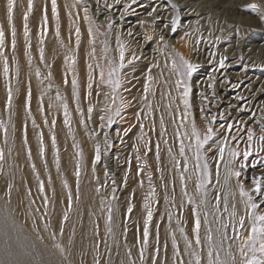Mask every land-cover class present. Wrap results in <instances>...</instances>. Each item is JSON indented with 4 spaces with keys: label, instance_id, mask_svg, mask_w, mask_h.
Here are the masks:
<instances>
[{
    "label": "rangeland",
    "instance_id": "rangeland-1",
    "mask_svg": "<svg viewBox=\"0 0 264 264\" xmlns=\"http://www.w3.org/2000/svg\"><path fill=\"white\" fill-rule=\"evenodd\" d=\"M115 1L121 3L115 4ZM221 1L224 0H75L76 4H81L82 9L88 8V15L92 21L90 26L93 31L94 47L96 52L102 54L91 64L94 77L92 94H88L89 80L87 84L78 87L76 92L79 93V100L74 95V89L72 92L68 90L69 86L66 82L62 85L53 79L51 83L56 91L61 92L64 103L69 108L71 122L68 123V128L71 130L72 138H75V142L83 143L84 148L86 144L92 148L90 149L89 164L85 159L77 160V164L82 177L86 174L89 165L90 175L97 186L98 195L103 196L108 201V208L112 209L111 264H114L115 260L113 253L118 251L126 254L129 264H132V261H135V264H151V258L155 255L158 247L154 210L158 208L162 200V202L174 205L172 207L177 211L180 199L169 184L170 172L167 166L168 163H174L173 156L182 162V158L179 156L181 136L177 135V131L180 134L185 131L190 132L191 125L185 121L187 127L178 128L184 105L175 83L181 77L172 66L175 53H181L185 59L197 66L191 77L186 78L191 86L188 96L191 105L189 112L190 116L195 119L197 127L203 133L213 116L216 117L213 127L217 132L221 125H224L225 128L228 124L234 125L231 130L232 134L239 135L242 139L236 142L229 140V143L233 147L238 145L242 150L247 147L246 128L254 129L256 136L252 142V155L245 162L247 166L243 169L241 176L247 174L245 183H248V189L253 187L251 183L253 176L251 177V175L259 174L260 170H264V163H258L255 168L252 167L253 161H264V153L259 152L260 124L264 123V0ZM249 4L258 5V10L253 12L251 9H245L244 6ZM153 9H155L154 12ZM138 10L143 11L142 17L126 15L128 12L132 13ZM190 13L192 14L190 15ZM188 14L189 16H187ZM84 15L85 12L81 18ZM176 17H178L176 31H172L171 21ZM109 20L115 22L111 29L107 26ZM128 21L131 22L126 26ZM164 25H168V27L166 28ZM129 32L132 34L129 35ZM149 36L151 40L147 39ZM161 36L164 37L163 41L160 39ZM117 38L120 43L125 45L124 67L118 73L122 86L117 90V104L120 99H123L127 106L120 116L113 115L111 125H108L105 120L102 127L100 116L106 115L104 109L106 106H111L112 97L110 87L99 83V66H104L105 71L107 70L105 57L119 64ZM105 46H107V52H105ZM228 51H232L237 56L255 53L253 58L255 55L257 56L254 58V60L257 58V64L249 67L244 61H238V57L227 61L224 52ZM175 58L178 61V57ZM221 62H223V66H221ZM149 75L152 77L149 82L151 90L147 94L148 101H145L143 87ZM229 81H231L230 84ZM63 88L66 90L64 91ZM247 91L250 93V99L254 97V102L240 99ZM258 92L261 93L259 97L256 96L259 94ZM105 93L108 94L107 99ZM148 102H151L152 105L150 113L147 108ZM90 106L93 107L91 118L87 111ZM161 117L164 122L163 130ZM64 120L63 107L57 112L53 121L56 124V122ZM241 121L243 123H240ZM141 124H143V129L140 127ZM236 126L241 129L239 133L236 131ZM128 128H131V131L125 135V129ZM57 132L52 123L50 135L51 137L55 135L56 138L54 149L69 154L64 143L59 142ZM142 133L143 140L140 139ZM114 134L118 135L119 146L114 148L116 149L117 172L111 174L105 162L103 164V160L100 159L95 163L94 161L96 145L100 146L102 157V151L106 149L107 143H109V148V145L115 141L111 138ZM219 139H221L220 136L213 138L214 141ZM184 140L187 144V138ZM43 142H45L44 139ZM146 144L148 147H145ZM157 144L159 145V159L156 156ZM209 144H213V141H209ZM169 148L172 149L171 155L168 151ZM213 148H215L214 144ZM189 155L191 156V152ZM227 158L229 157L226 150L225 161ZM239 159L242 160L243 157L241 156ZM225 161H220L218 184L215 175L217 161L209 160L213 175L211 184L207 188L206 199L208 204L217 211L215 196L217 194L221 196L219 211H217L218 227L221 223L229 225L227 239H224L222 244L225 250L224 259L232 264L231 257L228 256L229 245H231L235 264H241L243 259L239 253L241 238L234 239V237L237 236V232H243V239H246L250 228L243 230L237 227L234 232L231 227L233 220L229 215L231 205H229L228 211L224 210L223 197L228 193L222 176V165ZM186 174L189 176L188 173ZM234 181L237 184L236 177H234ZM121 183L126 187L124 197H118V191H116ZM188 187V196L192 197L196 189L195 182L189 180ZM3 189L4 186L0 183V201L6 206L5 201H9L10 193ZM153 189L155 197L151 200L153 218L149 223V245L144 251V260L142 261L140 258L142 245L141 242H135L132 231L143 234L146 217L144 199ZM237 191L238 188L235 191V200H230L231 204L236 203L239 216L245 214V206H241L242 203L237 204L236 197L240 198L239 191L238 193ZM259 199L261 198L256 197L258 204L261 203V200L258 201ZM129 204L133 205V211L130 214L127 212ZM248 211L253 210L248 209ZM259 211L264 213V206L260 207ZM218 242L220 241L218 240ZM129 250H131V256L128 255ZM158 259L160 264H164V258L161 255L158 256ZM66 264L75 263L69 260Z\"/></svg>",
    "mask_w": 264,
    "mask_h": 264
},
{
    "label": "bare ground",
    "instance_id": "bare-ground-1",
    "mask_svg": "<svg viewBox=\"0 0 264 264\" xmlns=\"http://www.w3.org/2000/svg\"><path fill=\"white\" fill-rule=\"evenodd\" d=\"M5 3L6 0H0V27L5 33L4 45L0 47V150L4 153L3 160H0V183L4 186L3 190L6 189L10 193V199L8 202L5 201L6 206L0 201V264H66L69 260L75 264H95L97 258L101 260V264H111L113 228L111 227V232L108 231V201L98 195L97 186L90 175L89 165L83 177L76 175L77 160L85 159L89 164L92 148L88 144L84 148L83 143L75 142L68 128L69 124H66L65 120L56 122L55 128L58 131L59 142L64 143L71 157L66 152L54 149L50 135L53 119L65 105L61 92L56 91L51 82L54 79L63 85L67 81L70 92L73 91L71 83L73 78L77 80L78 87L88 83V65L102 56L96 50L93 54L95 49L92 40L93 31L89 32V22L84 17L81 18L84 13L81 4H76L75 0H57L59 11V35H57V20L52 14L51 0H34V9L28 19L30 37L26 41L23 13L27 10V0H17L13 19L16 29L14 51L11 32L13 24H9L6 18ZM120 3L115 1V4ZM45 7L48 15L46 26L42 23ZM70 12L71 16H69ZM132 13L128 12L126 15L142 17L143 11L138 10ZM130 22L128 21L126 26ZM77 26L81 34L79 45L75 32ZM29 43L31 47L28 46ZM41 48L44 50L43 59ZM254 54L237 56L232 51L224 52L227 61L238 57V61H244L249 67L257 64V58L254 60L257 56L253 58ZM5 57L8 63L7 74L4 72ZM73 57L76 61L74 65ZM228 83L230 84L231 81ZM9 89L12 93L10 106L8 105ZM260 94L256 96L259 97ZM243 96L244 99H248V102H254V97L250 99L248 91ZM116 125L117 122L114 126ZM41 136L42 140H45L43 156L40 154ZM111 138L115 141L109 145V148L107 143L106 149L102 151L101 160L113 174L117 172L114 148H118L119 140L118 135L115 134ZM29 149H31V156H29ZM57 154L59 166L56 163ZM224 164L222 165L223 177L227 171ZM173 166L174 163L171 162L167 167L170 172L169 184L180 199L177 211L172 207L174 205L162 200L158 208L154 210L156 231L159 234L157 244L160 250L159 255L165 259V245H167L166 255L169 264H172L173 258V234L180 249L183 250L185 239L180 229L183 228L189 238H194L192 227L195 214H198L201 219L200 235L204 241L202 247L205 252L208 246L206 237L209 229L212 231L214 243L220 245L217 211L208 202L202 203L205 197L196 189L192 196L193 202H189L188 181L194 183L195 177L186 180L188 195H184L180 171L175 167L172 168ZM258 173L252 174L251 177L261 176L264 170ZM188 174L192 175L191 166ZM246 177L247 174L241 177V181L248 188V183H245ZM41 181L44 183L43 192L39 190ZM225 185L227 191L232 193H235L238 188H236L234 176ZM125 190L124 184H119L116 188L118 197H124ZM69 199H71V207H69ZM230 199H233L232 196H228L229 205H231ZM236 200L239 204L240 198L236 197ZM242 205L244 206L243 203ZM65 214L68 216L67 220H64ZM61 228L63 233L60 231ZM132 237L136 243L142 240V234L138 231H132ZM200 247L197 246V250ZM220 251L221 258L224 259L223 246L220 247ZM113 256H115L114 264H129L124 252L118 251L113 253ZM187 258L185 254L184 259Z\"/></svg>",
    "mask_w": 264,
    "mask_h": 264
},
{
    "label": "snow or ice",
    "instance_id": "snow-or-ice-1",
    "mask_svg": "<svg viewBox=\"0 0 264 264\" xmlns=\"http://www.w3.org/2000/svg\"><path fill=\"white\" fill-rule=\"evenodd\" d=\"M17 7V0H6V3L4 5V12L6 15V18L9 22V24H13L14 19V13L15 9ZM175 7V5H173ZM245 9H251L253 12L258 10V5L256 4H249L244 6ZM34 9V0H27V10L23 13V21H24V37L26 41L29 40L30 37V29L28 26V19L29 15L33 12ZM51 10L53 16L57 20V35H59V11H58V5L57 0H51ZM155 9H153V12ZM85 15L84 19L89 22V25H91V17L88 15V8L85 7L84 9ZM71 12L69 13V16H71ZM149 15L151 16L152 13L150 12ZM178 22V17L173 18L171 21V28L172 31H176ZM42 23L43 25H47L48 23V15H47V8L44 9V14L42 17ZM115 22L112 20H109L108 22V28L111 29L113 24ZM99 27V26H98ZM167 28L168 25H165ZM46 31V27H45ZM12 47L15 51L16 46V29L13 24L12 29ZM76 37H77V44L80 43V28L79 26L75 29ZM89 32L91 33V26L89 27ZM132 33L129 32V35ZM187 35V33H186ZM41 36H43V33H41ZM147 39L151 40V37H147ZM161 41L164 40V37H160ZM5 41V33L2 27H0V47L4 45ZM117 42L119 44V64L114 63L113 61H110L105 57L107 70L105 71L104 66L100 67V85H108L111 89V106H106L104 109L106 115L100 116L101 126H104V122L106 120L108 125H111L113 123V115L120 116L121 112L126 108V102L123 99L119 100V104H117V98H118V89L121 88L122 83L119 78V71L124 67V61H125V45L123 43L119 42V38H117ZM29 47H31L30 43L28 44ZM41 58L43 59V53L44 50L41 48ZM95 52V49H93V54ZM105 52H107V46H105ZM175 57H178V61ZM175 57L172 61L173 69H175L179 76L181 77L178 79L176 83V88L178 91H180V96L184 105V111L181 114L180 120L181 123L178 125L179 127H187V125L184 123L185 121H188L191 125V131H185L183 134H180L177 131V135L181 136L180 143H179V156L182 158L181 160H178L173 156L174 166L175 168L180 171V180L183 184V191L184 195H188L187 193V179H192L193 176L195 177V188L196 191L201 192L205 199L202 201V203H207V188L211 184V178H212V169L211 165L209 163V160H215L216 163V178L217 183L219 184V177H220V161H225V151L228 152V159L224 164V167L226 168V175L224 177L225 183H227L231 178L234 176L237 179V187L239 191L240 196V203H243L245 206V214L244 215H237V205L236 203L231 204V211L229 212L230 217L233 220V223L231 225L234 232H236L237 227L239 229L247 230L250 228V232L247 235L246 239H243V232H237V236L235 238H241V244L239 246V253L240 256L243 258L241 260V264H264V213H261L259 211L260 207L264 206V174L261 176H254L252 178V185L253 187L251 189H248L245 187L244 183L241 181L242 171L247 166L246 161H248V158L250 155H252V142L254 137L256 136V133L254 129L252 128H246L247 131V147L245 149H241L238 145L236 147H233L229 140L232 142H236L238 140H241L242 137L239 135H233L231 130L234 127L232 124H228L225 128L224 125H221L219 132H217L216 129L213 127V122L216 120V117L213 116L211 121L208 122L206 130L202 133L201 130L197 127V123L194 118L190 116L189 109L191 107L189 103V92L191 90V86L188 82V79L190 78L192 73L196 70V65L192 64L190 61L185 59V57L181 53H175ZM135 58V57H134ZM75 58H72V64H75ZM131 63V61H129ZM221 66H223V62H221ZM89 68V95H91V89L93 85L94 77L92 75L93 69L92 65H88ZM4 72L5 74L8 73V63H7V57H5L4 62ZM39 74V73H37ZM152 80V77L149 75L147 78L146 83L143 87L144 96L143 99L145 101H148V93L151 90L150 89V81ZM67 82V81H65ZM72 87L74 89V95H76L77 100H79V93L75 90L78 88V82L75 78L71 81ZM105 98H108V94L105 93ZM11 90L9 89V100L8 105H11ZM29 99H30V93H29ZM241 100H243V97H240ZM171 107V105H169ZM148 112L150 113L152 111V105L151 102L147 103ZM79 110V108H78ZM30 111V107H29ZM88 114L89 118H91V113L93 112V107L88 108ZM241 111H243L241 109ZM64 118L65 123L68 124L70 122L69 112L67 104L64 105ZM207 119V117H205ZM47 122V121H45ZM175 123V120L173 121ZM33 123L35 121L33 120ZM53 125H55V121L52 122ZM163 117H161V126L163 130ZM240 123H243L241 121ZM141 129H143V124L140 125ZM261 128V134L259 135V152L264 153V123L260 124ZM6 131V130H5ZM131 131V128L125 129V135ZM166 131V130H165ZM236 131L239 133L241 129L236 126ZM227 132V134H225ZM220 136L221 139L214 141L213 138ZM184 138H187L188 143H185ZM141 140H143V133L140 137ZM194 141V143H193ZM209 141H213V144L215 145V148H213V144H209ZM27 142L25 137V143ZM52 143L53 146L56 144V138L55 135L52 137ZM145 147H148L147 144ZM156 156L157 159H159V145H156ZM149 151H151L150 148H148ZM44 146H43V140L41 136L40 141V154L43 156L44 154ZM139 151V149H137ZM169 154L171 155L172 149H168ZM189 152H191V156L189 155ZM82 155V153H81ZM29 156H31V149H29ZM243 157V159H239L240 157ZM4 153L3 150H0V160H3ZM101 159V149L100 146L97 144L95 149V161H99ZM57 166H59V157L57 154L56 159ZM258 163H264V161H253L252 167L255 168L256 164ZM191 165V173L192 175L186 176L185 174L189 172V167ZM33 167H35L33 165ZM77 177L80 175L79 167H77L76 171ZM65 186L66 183H65ZM39 190L41 192L44 191V183L43 181L40 182ZM255 194V195H253ZM228 196H232L233 200H235V193L228 192L227 195L223 198L224 203V210H229V200ZM155 197V190L153 189L148 193V195L144 199V209L146 211V217L144 219V227H143V234H142V240H141V250H140V258L143 261L144 260V251L149 245V223L152 221L153 218V209L151 207V200ZM256 197L261 198V203L256 202ZM113 199H115V196H113ZM193 197H189V202H193ZM216 200V208L217 211H219V205L221 203V196L217 194L215 196ZM45 203L47 204V198L45 197ZM69 207H71V199H69ZM248 209H251L253 211L249 212ZM133 211V205L129 204L127 208V212L130 214ZM68 216L67 214L64 215V220H67ZM108 222H109V228L108 231L111 232V221H112V209L111 207L108 208ZM169 219H171V215L169 214ZM250 222V224H249ZM229 225L221 223L220 228L217 229V232H219L220 235V245H216L213 241V235L211 229L207 232V241L208 246L207 250L205 252L204 248L202 247L204 241L201 239L200 235V229H201V219L198 214H195V219L193 221V227L192 232L194 234V238H189L185 233L184 229L181 228L180 232L182 235H184L185 239V247L183 250L180 249L179 245L177 244L176 237L173 234L172 237V245H173V258H172V264H229V262L225 259L221 258V251L220 247L223 244V240L227 239V229ZM61 233H63V228L60 229ZM53 236H55V233H53ZM157 244L159 243V234L157 233ZM197 246H201L199 250H197ZM60 247V245H58ZM159 248H156L155 255L151 258V264H160V261L158 259L159 256ZM167 245H165V259L164 264H168L167 259ZM188 257L187 259H184V255ZM128 255L131 256V250H129ZM228 256L231 257L232 264H235V257L233 256L231 252V245H229V252ZM95 264H101L100 259H95ZM132 264H135V261H132Z\"/></svg>",
    "mask_w": 264,
    "mask_h": 264
}]
</instances>
